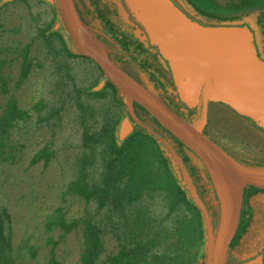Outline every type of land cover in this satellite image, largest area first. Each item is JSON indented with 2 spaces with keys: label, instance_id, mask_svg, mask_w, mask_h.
Masks as SVG:
<instances>
[{
  "label": "rangeland",
  "instance_id": "374dc122",
  "mask_svg": "<svg viewBox=\"0 0 264 264\" xmlns=\"http://www.w3.org/2000/svg\"><path fill=\"white\" fill-rule=\"evenodd\" d=\"M219 1L224 3L226 0ZM76 3L88 25L91 24L111 42L109 45L113 52L116 47L125 51V55L141 59L136 50L132 52L124 48V45L138 48L140 44L145 47L143 56L148 54L162 61L154 48L151 53L146 49L149 45L147 36L130 16L122 0H76ZM0 6V63L10 87L9 94L0 93V107L4 106L9 95H14L18 105L32 114L9 133L5 150L11 155L0 161V213L18 256L17 264H47L52 248L57 264H80L82 226L78 225L64 234L60 227L49 231L48 220L54 213H60L57 211L59 208L67 221L83 216L103 218L106 209L99 208L95 200L87 202L84 198L66 194L65 190L76 178L78 164L90 154L96 157L97 174L102 170L101 150L104 145H86L85 127L89 132L97 133L105 125V117L112 116L120 122L125 109L116 101L117 96L111 87L104 85L99 89L102 90L99 96L85 94L88 88H97L102 74L93 62L83 57H69L61 50L57 38L40 32L54 17L47 3L40 0H0ZM103 9L109 13L106 17H103ZM94 14H100L103 20ZM25 56L28 59L26 67L23 65ZM140 66L145 75L147 71L154 72L146 63ZM156 87L160 86L157 84ZM77 90L80 94L76 93ZM170 90L174 92L173 87ZM78 100H81L83 107L79 106ZM40 103V108H36ZM90 105L95 109L92 110V116L88 117L84 109ZM199 108L202 111L201 105ZM215 111L220 116H212ZM211 112V124L207 132L219 138L222 134L219 128H225L228 132L225 140L241 148V152L246 154L242 157L244 161L253 159V162L264 167V132L224 104L212 105ZM147 120L158 128L152 118L147 117ZM215 122L217 132L214 129ZM165 135L172 138L169 134ZM230 135L233 136L231 139ZM173 142L180 148L177 141L173 139ZM46 146L51 152L48 159L41 157L35 161L37 153ZM192 164L200 170V178H196L198 186L217 218L219 204L209 185L207 173L191 156ZM258 193L264 197V191ZM151 203V209L160 210L159 202ZM109 227L108 223L102 224L105 251L100 263L118 250V241ZM29 246L37 248L38 255L35 258L29 256ZM203 253L201 245L198 253L193 251L185 264H205Z\"/></svg>",
  "mask_w": 264,
  "mask_h": 264
},
{
  "label": "trees",
  "instance_id": "16d2710c",
  "mask_svg": "<svg viewBox=\"0 0 264 264\" xmlns=\"http://www.w3.org/2000/svg\"><path fill=\"white\" fill-rule=\"evenodd\" d=\"M40 1L47 3L54 15L51 23L42 28L40 32L47 33V35L57 38L61 44V50L65 51L69 57H83L90 60L82 55L75 47L66 31L67 29L57 4L53 5L44 0ZM174 1L189 16L201 21V23L249 24L252 27V31L255 32L259 54L264 57V0H226L224 3L219 0ZM103 11L105 12L103 17H106L109 13L105 9H103ZM94 15L101 18L100 14ZM133 20L135 21L134 18ZM57 23L60 24L58 28H56ZM90 26L92 27L91 24ZM93 30L95 29L93 28ZM147 43L157 51L161 60L166 62L158 49L152 46L149 41ZM124 48H129L132 52L136 50V52H138L137 54L141 57V59H137L140 60V64L146 63V61L149 63V59H145L142 54L144 53L142 45L138 44V48L136 46H131L130 48V46L126 47L124 45ZM115 49L116 53L121 57L125 58L127 56L122 49L116 47ZM110 57L121 66V60L112 55ZM90 61L93 62L92 60ZM23 65L24 67L28 65L27 56L24 58ZM95 65L100 70L102 79L105 78V73L97 64ZM150 66H153L152 63ZM151 74L161 78L156 71H152ZM163 83V87L167 89L168 85L165 81ZM105 87H111L114 90L117 96L116 101L124 106V115L127 114V105L116 85L107 78ZM171 87L174 89V92L171 91V94L179 103V107H182L192 117L194 116L196 118L195 121L191 118L184 117L185 115L181 113V110H179L177 106L169 102L167 98L158 93L156 89H153L183 118L192 123L198 122L201 119L200 116H202L200 108L190 109L181 102L172 79ZM9 92L10 87L8 80L2 72V64L0 63V93L9 94ZM101 92L102 90H96L95 86L85 90V94L91 97L99 96ZM76 93L80 94V91L77 90ZM78 104L80 107H83L81 100H78ZM220 104L223 105V103H212L211 105ZM39 105H41V103L36 105V108H40L38 107ZM94 109L95 107L90 105L87 109H84V112L90 117ZM135 109L137 115L139 111L142 115L141 117L145 118H140L143 122L158 131V129L147 120V117L152 118L155 123L158 124V128L166 134H169L179 143L180 148L175 145L174 147L182 156L194 182L198 185L196 178H200V170L198 166L191 165V156L203 167L201 160L178 138L169 132V130H167L156 118H153L144 107L135 103ZM0 111V161H2L7 159V156L11 155L5 150L8 145L10 131L16 127L20 121H27L32 114L18 105L14 95H9L4 106L2 108L0 107ZM214 113L215 114L212 116H220L217 111ZM123 116H120L121 121ZM46 118L47 117H44L43 119ZM105 118L106 121L102 130L97 133H91L88 128L85 127L84 131L86 145H104L101 150L102 170L99 171L100 173L98 175V171H96V157L90 154L78 164L77 176L67 185L65 190L66 194L84 198L87 202L95 200L99 208L106 209L103 218L97 219L94 216H83L67 221L65 214L61 212L59 208L57 211H60V213L56 212L49 218L47 229L51 231L60 227L63 233L66 234L71 232L78 225L82 226L83 244L80 264H185L186 260L189 259L188 256L191 255L193 251L198 253L201 245H203L204 248L203 256L205 259V219L201 209L194 205L193 199L190 196L185 181L170 151L155 135L135 121H133L135 122L134 131L124 141H120L118 137V127L121 121L119 122L117 118L115 119L112 116ZM249 120L264 132V130L258 127L251 119ZM210 124L208 123L209 126ZM216 126L215 122L214 129L217 132L218 129ZM219 130L222 133L219 138H214L206 131L205 133L240 162L249 166H259L252 161L253 159H249L250 162H245L242 157L246 154L241 152V148L239 149L225 140V136L228 134L226 129L219 128ZM158 132L162 134L160 131ZM229 137V139H231L233 136L230 135ZM92 151H94V149H92ZM50 153V148L46 146L37 153L34 160L38 161L41 157L48 159ZM203 169L206 171L205 167H203ZM207 176L209 178L211 190L218 202V197L208 173ZM248 188L258 192L264 191L256 187L249 186ZM147 200L151 201L146 203ZM151 202H159L161 205L160 210L155 211L156 208L151 209L149 206ZM104 223H108L111 226L109 227L110 231L118 241V250L110 254L106 260L100 263L101 256L105 251V244L102 236V224L104 225ZM21 248L22 247H20L19 250ZM29 249V256L35 258L38 255L37 248L31 246ZM17 259L18 256L15 254L11 237L6 230L4 217L0 213V264H17ZM47 264H57L54 248H52L51 257Z\"/></svg>",
  "mask_w": 264,
  "mask_h": 264
},
{
  "label": "water",
  "instance_id": "95a60500",
  "mask_svg": "<svg viewBox=\"0 0 264 264\" xmlns=\"http://www.w3.org/2000/svg\"><path fill=\"white\" fill-rule=\"evenodd\" d=\"M13 0H5L9 2ZM57 4L77 50L105 73L119 89L128 113L122 118L118 137L124 141L137 122L170 151L186 187L204 216L205 264H228L229 247L239 228L247 187L264 190V167L246 165L217 144L204 131L209 105L223 103L251 119L264 130V57L249 24H207L189 16L174 0H124L130 15L143 28L148 41L167 62L177 95L188 108L202 106V116L192 123L110 57L104 42L82 18L75 0H44ZM58 28V26H56ZM135 103L144 107L169 132L189 148L205 167L219 204L218 223L174 145L138 118ZM262 261L260 254L243 264Z\"/></svg>",
  "mask_w": 264,
  "mask_h": 264
},
{
  "label": "flooded vegetation",
  "instance_id": "af4514ba",
  "mask_svg": "<svg viewBox=\"0 0 264 264\" xmlns=\"http://www.w3.org/2000/svg\"><path fill=\"white\" fill-rule=\"evenodd\" d=\"M122 1L124 3V0H122ZM76 5H77V3H76ZM77 7H78V5H77ZM80 14H81V12H80ZM81 16H82V14H81ZM84 18L85 17H83V19ZM95 32L99 35L100 39L104 42V44L108 50L109 55L110 56L112 55L113 57L121 60V63H122L121 67H123L131 75H134L135 78L137 77L136 79H139V81H141V83L147 85L153 91H154V89H156L158 91V93L162 94L165 98H167V100L169 102H171L175 106H177L179 108V110H181V113L183 115H185L184 117L191 118L195 121V119L192 118L191 115L189 113H187V111H185L182 107H179V103L171 94V90H170L171 82H170V80L172 79V75H171V72H170V69H169L167 62H164L162 60L163 61V63H162V61L158 60V58L153 57L151 55L149 56L148 54L145 53L146 55H144V57H145V59H149V63H150L149 64L146 61L148 68L149 69L152 68L154 71H156V73L158 75H160L161 78L154 76V74H151L150 71H147L146 75H145L144 74L145 72L143 71L142 67L140 66V62L138 60L134 59L130 55H127L125 58L121 57L120 55H118L116 53V49L113 52L111 50L110 45H109L110 41L107 39V37L104 34L97 32L96 30H95ZM148 47H146V49H148L149 53H151L152 47H150V45H148ZM143 50H145V47H143ZM140 53H142V52H140ZM151 63L153 66H150ZM126 64H128L131 68H133L134 71L131 68H129V66H127ZM144 76H145V78H144ZM146 77H148V78H146ZM151 77L153 79H151ZM164 81L168 85L167 86L168 90L165 89V87H163ZM157 84H158V86H160L159 88L156 87ZM211 104L209 105V112H208V116H207L208 120H207L205 129H204V131H206V132H207V129L209 127V125H208L209 116H211V113H212L211 112V109H212ZM138 116L141 119H145V118L141 117L142 115H141V113H139V111H138ZM134 124H135V122H134ZM157 129L174 145L172 138L165 135V133L160 128H157ZM195 184H196V182H195ZM196 186H197V189H198L201 197L205 201L204 202L205 205H207L208 209L210 210L214 225L216 226L218 223L219 210H218V216L216 218V214L213 212L212 208H210L209 204H207V201L205 200V194H204L203 190H201V188H199V186L197 184H196ZM242 204L243 205H242V213H241V220H240L239 228H238V231L236 233V236L232 240L230 247H229L228 264H243V263H245L251 259H255L260 254L262 255V261H256V262H253L252 264H264V197H262V195H260L258 193V191H252L250 189H246L244 192ZM245 206L248 209H246ZM241 229L242 230L244 229V230H243L240 238L237 239V237H239V233H240Z\"/></svg>",
  "mask_w": 264,
  "mask_h": 264
}]
</instances>
